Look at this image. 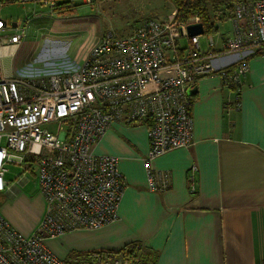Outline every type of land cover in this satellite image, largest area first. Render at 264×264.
Here are the masks:
<instances>
[{
    "label": "built area",
    "instance_id": "built-area-1",
    "mask_svg": "<svg viewBox=\"0 0 264 264\" xmlns=\"http://www.w3.org/2000/svg\"><path fill=\"white\" fill-rule=\"evenodd\" d=\"M11 1L41 3L52 12L59 2L0 0V6ZM229 20L232 29L228 38L222 37L220 54L236 56L235 69L215 64L219 53L213 38L203 54L200 36L187 35L189 22L178 19L175 10L163 22L143 20L127 36L105 35L82 65L65 55L61 61L45 56L7 73L4 59L15 56L28 20L10 34L18 25L0 18V194L10 186L4 178L9 165L32 168L45 203L29 236L15 231L0 214V264H65L47 243L117 221L125 190L119 159L92 151L115 123H145L147 188L170 187L171 175L155 170L153 163L194 144L188 88L208 75L238 87L247 60L264 56V0L235 4ZM195 171L192 167L188 177L191 191ZM109 258L112 264H132Z\"/></svg>",
    "mask_w": 264,
    "mask_h": 264
},
{
    "label": "crops",
    "instance_id": "crops-1",
    "mask_svg": "<svg viewBox=\"0 0 264 264\" xmlns=\"http://www.w3.org/2000/svg\"><path fill=\"white\" fill-rule=\"evenodd\" d=\"M221 49V44L216 47L215 64L235 69L237 57L222 55ZM194 86V144L153 163L155 170L171 175L170 187L147 188L145 123L113 124L92 151L119 159L125 190L118 219L99 230L51 241V252L67 260L71 253L107 255L137 245L153 264H264V56L247 60L238 87L225 85L218 75L201 77ZM192 167L193 191L188 179ZM16 192L9 186L3 193ZM33 202L38 214L23 233L1 214L24 236L34 232L45 212L40 193Z\"/></svg>",
    "mask_w": 264,
    "mask_h": 264
},
{
    "label": "rangeland",
    "instance_id": "rangeland-1",
    "mask_svg": "<svg viewBox=\"0 0 264 264\" xmlns=\"http://www.w3.org/2000/svg\"><path fill=\"white\" fill-rule=\"evenodd\" d=\"M72 5L71 8L54 9L52 12L49 6L41 3H3L0 18L18 25V29L12 28L10 34L20 30L28 20L24 26L25 38L15 56L4 59V70L14 72L32 59L45 56L59 57L58 61H61L66 59L62 58L65 55L82 65L105 35L127 36L143 20L163 22L175 9L170 0H74ZM194 20L189 19L188 22ZM217 20L219 24H215V32L200 35L201 52L207 48L210 38L218 47L222 37H229L232 24L220 23V16ZM179 45L185 47L186 39H181ZM7 169L4 178L17 192L11 196L0 195V214L23 233L31 228L38 214V209L32 204L39 195L37 179L32 168L23 171L20 166L9 165ZM114 259L125 260L123 257ZM71 263L112 264V259L108 255L97 254Z\"/></svg>",
    "mask_w": 264,
    "mask_h": 264
},
{
    "label": "trees",
    "instance_id": "trees-1",
    "mask_svg": "<svg viewBox=\"0 0 264 264\" xmlns=\"http://www.w3.org/2000/svg\"><path fill=\"white\" fill-rule=\"evenodd\" d=\"M55 9H66L73 7L70 0H58ZM174 5L178 19L186 22L189 19L197 18L204 28V34L215 32V26L229 20L232 16L233 7L237 3H251L256 0H170ZM220 14V15H219ZM215 18V19H214ZM217 18V19H216ZM216 24V25H215ZM193 97H190V104ZM137 245H129L117 252H107L110 257H123L132 264H153L154 259L150 258V254L145 252L139 253ZM103 255V253H100ZM88 253H71L68 260H64L65 264L87 257Z\"/></svg>",
    "mask_w": 264,
    "mask_h": 264
},
{
    "label": "water",
    "instance_id": "water-1",
    "mask_svg": "<svg viewBox=\"0 0 264 264\" xmlns=\"http://www.w3.org/2000/svg\"><path fill=\"white\" fill-rule=\"evenodd\" d=\"M12 26L15 27L16 24L13 23ZM186 32H187V35L190 36V37L200 36V35H202L204 33V28H203V26H202V24L200 22L189 23L186 26ZM196 93H197V87H195L194 85H192L187 90V95L189 97L194 96Z\"/></svg>",
    "mask_w": 264,
    "mask_h": 264
}]
</instances>
